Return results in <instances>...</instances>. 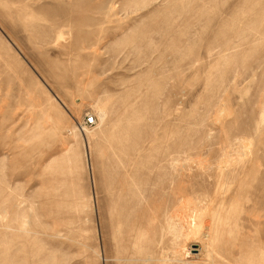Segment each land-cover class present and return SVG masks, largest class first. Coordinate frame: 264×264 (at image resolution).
<instances>
[{
  "label": "rangeland",
  "instance_id": "obj_1",
  "mask_svg": "<svg viewBox=\"0 0 264 264\" xmlns=\"http://www.w3.org/2000/svg\"><path fill=\"white\" fill-rule=\"evenodd\" d=\"M155 259L264 264V0H0V264Z\"/></svg>",
  "mask_w": 264,
  "mask_h": 264
},
{
  "label": "bare ground",
  "instance_id": "obj_2",
  "mask_svg": "<svg viewBox=\"0 0 264 264\" xmlns=\"http://www.w3.org/2000/svg\"><path fill=\"white\" fill-rule=\"evenodd\" d=\"M180 224H178L177 221L175 219H173V218H169L166 221V226H167V230H168L167 232H168V234L172 235V237L175 240H178L180 238V236L183 235V232H184L183 231L184 230L183 229L184 227L182 225H180ZM188 235L191 237L190 232H188ZM202 246H204V245H202ZM202 246L199 247V250L198 251H204L205 250L204 247H202ZM183 252H184L183 257H187L190 254V251L189 250H184ZM115 259H116V261H121L123 259V257H121V255L118 254V256H116ZM156 263H157V261L155 259V264Z\"/></svg>",
  "mask_w": 264,
  "mask_h": 264
},
{
  "label": "built area",
  "instance_id": "obj_3",
  "mask_svg": "<svg viewBox=\"0 0 264 264\" xmlns=\"http://www.w3.org/2000/svg\"><path fill=\"white\" fill-rule=\"evenodd\" d=\"M96 124V118L95 116L87 117L83 123V126L86 127H92Z\"/></svg>",
  "mask_w": 264,
  "mask_h": 264
}]
</instances>
